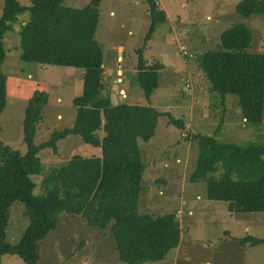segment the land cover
Returning a JSON list of instances; mask_svg holds the SVG:
<instances>
[{
	"label": "trees",
	"instance_id": "obj_1",
	"mask_svg": "<svg viewBox=\"0 0 264 264\" xmlns=\"http://www.w3.org/2000/svg\"><path fill=\"white\" fill-rule=\"evenodd\" d=\"M2 0L0 12V66L5 60L3 36L13 31L17 15L28 12L18 30L19 60L40 66L75 67L82 72L81 93L72 99L75 116L69 126L53 129L50 136L34 142L48 93L35 88L27 98L22 119V142L26 150L12 148L0 140V264L4 254L16 255L24 264H38L39 243L56 227L61 213L79 215L90 227L107 229L117 258L124 264H141L166 258L177 248L180 226L174 213L139 212L141 174L144 162L140 143H150L156 119L182 129V121L168 111L149 105L158 87L161 64H147L143 48L156 24L166 13L155 0L147 4L148 26L142 45L135 49L131 85L143 94L144 104L112 100L104 93L105 65L101 44L95 39L99 3L71 7L63 0ZM234 11L242 17L264 13V0H239ZM215 48L198 53L197 68L209 83V91L224 100L237 97L244 122L258 125L264 115V52H251L253 31L243 20H234L219 32ZM7 77L0 69V114L7 99ZM120 96V94H119ZM222 100V102H223ZM147 102V103H146ZM213 136L195 134L198 155L189 182L205 183L206 198L223 201L234 213L264 211V142L243 145L220 143ZM66 135L100 150L99 155L73 154L62 164L42 173L39 152L56 151V142ZM42 175L37 185L32 176ZM39 193H35V188ZM25 205L28 225L16 244L7 241L10 207ZM241 245H256L264 238L246 235Z\"/></svg>",
	"mask_w": 264,
	"mask_h": 264
},
{
	"label": "rangeland",
	"instance_id": "obj_2",
	"mask_svg": "<svg viewBox=\"0 0 264 264\" xmlns=\"http://www.w3.org/2000/svg\"><path fill=\"white\" fill-rule=\"evenodd\" d=\"M17 1L22 5L29 4L28 0ZM89 1L63 0V4L79 8ZM155 1L165 10L166 21L155 25L143 48L147 64L162 66L159 85L152 91L149 105L180 119L182 129L169 123L168 116H161L156 119L151 142L140 143L144 169L137 208L139 212L158 215L174 212L177 208L182 210L180 214H191L188 211L192 214L186 224L181 218V236L187 239L182 241L180 237L181 253L175 251L177 247L163 260L141 264H174L172 256L178 264H203L205 260L211 264H264V242L256 245L237 242L243 235L264 238V211L229 212L223 201L206 198L204 182L192 183L188 179L198 155L197 141L191 138L195 134L213 136L220 126L216 136L220 143L264 142V115L258 125L244 122L237 97L226 95L223 100L214 96L195 62L198 53L218 45L220 30L234 20H243L251 27L253 42L249 50L264 52V13L240 16L234 11V4L239 0ZM1 7L2 0L0 12ZM146 11L145 0H101L95 32V39L104 54V93L110 97L114 93L117 98L134 104L145 103L142 91L131 85V77L136 61L134 51L142 45L148 26ZM27 19L28 12L17 15L12 23L13 31L4 34L6 57L0 66L7 77V99L0 114V140L21 152L26 150L22 142L23 111L31 92L39 88L48 93L34 138V142L39 143L46 140L53 129L72 124L75 116L72 99L82 90V70L79 68L40 66L19 60L18 30ZM118 69H121V75L116 74L112 80L109 75L112 77ZM73 154L99 155L100 150L84 143L78 135H66L56 142L55 153L49 148L39 152L42 173L62 164ZM32 178L38 185L42 175ZM34 192L39 193L38 187ZM24 211L22 202L11 204L7 229L10 244L21 239L28 225ZM80 220L79 215L61 213L58 216L55 229L39 243L38 264H83L85 261L86 264H124L117 259L107 229L78 225ZM68 221L76 227L68 228ZM83 247L85 250H81ZM1 264L24 263L16 255L4 254Z\"/></svg>",
	"mask_w": 264,
	"mask_h": 264
},
{
	"label": "crops",
	"instance_id": "obj_3",
	"mask_svg": "<svg viewBox=\"0 0 264 264\" xmlns=\"http://www.w3.org/2000/svg\"><path fill=\"white\" fill-rule=\"evenodd\" d=\"M159 5V4H158ZM159 8L160 9H163V8H161L160 6H159ZM164 10V9H163ZM165 11V10H164ZM146 13H147V11H146ZM121 48V47H120ZM119 54H120V52H119ZM120 57V56H119ZM118 63V62H117ZM83 72V71H82ZM112 72V71H111ZM118 73H120V75H121V69H118V71H117V73L116 72H114V75L111 77V75H109V77L110 78H112V80L113 79H115L116 78V74H118ZM109 74H110V72H109ZM80 75V74H79ZM119 78V77H118ZM104 79H105V76H104ZM124 89H122V91H123ZM116 93V92H115ZM111 95V98H113L114 99V101L116 102V101H118L119 100V98H117L116 96H115V94L114 93H112V94H110ZM117 95V94H116ZM153 138V137H152ZM225 203V202H224ZM226 204V203H225ZM226 209H227V206H226ZM228 210V209H227ZM181 209L180 208H177L176 209V211H168V212H165V213H174L175 215H176V218H177V220H178V222L180 221V223H179V226H180V237L182 238L181 240L183 241H186L187 239L185 238V239H183V236H181V234L183 233V231L181 230L182 228H181V226H182V220H183V222L185 223V222H187L186 220H187V218H188V216L189 215H191L192 214V212L191 211H188V213H191V214H180L181 213ZM229 211V210H228ZM229 212H231V211H229ZM232 213H234V212H232ZM162 214H164V213H162ZM161 215V214H160ZM184 215H186V216H184ZM80 218H81V216H80ZM181 218H182V220H181ZM80 223L82 224V225H84L85 226V221L81 218V220L79 221V223H78V225H80ZM68 224H69V226H68V228H70V226L73 228V227H76L75 225L76 224H74V223H71V221H68ZM186 224V223H185ZM87 225V224H86ZM59 226V225H58ZM88 226V225H87ZM89 228V227H88ZM84 229H85V227H84ZM98 230H100V229H98ZM86 233H88V229H85L84 230ZM188 232H189V230H188ZM188 232H187V235H188ZM86 233H84L85 235H86ZM103 233V232H102ZM187 235H185V237H187ZM108 236V235H107ZM244 236V235H243ZM243 236H241V237H243ZM108 238V237H107ZM240 238V237H239ZM259 238V237H258ZM105 239H106V237H105ZM238 239V238H237ZM104 240V239H103ZM103 240H101V241H103ZM180 240V241H181ZM180 241H179V243H180ZM237 242H238V240H237ZM183 244V243H182ZM181 244V245H182ZM181 247V246H180ZM179 246H178V248L175 250L176 252H179L180 251V253H181V248H180ZM81 250H85L84 249V247L81 249ZM114 250H115V248H114ZM115 254H116V251H115ZM117 256V255H116ZM118 259V258H117ZM119 261V260H118ZM120 262V261H119ZM172 262L174 263V264H178V261L176 260V259H173V256H172ZM59 263V262H58ZM75 264V263H74ZM83 264H86V261H85V263H83ZM203 264H211V262L209 261V260H205L204 261V263Z\"/></svg>",
	"mask_w": 264,
	"mask_h": 264
},
{
	"label": "built area",
	"instance_id": "obj_4",
	"mask_svg": "<svg viewBox=\"0 0 264 264\" xmlns=\"http://www.w3.org/2000/svg\"><path fill=\"white\" fill-rule=\"evenodd\" d=\"M185 53V52H184Z\"/></svg>",
	"mask_w": 264,
	"mask_h": 264
}]
</instances>
